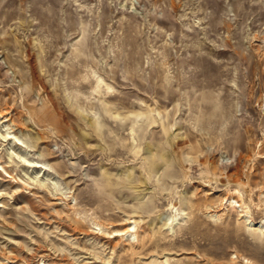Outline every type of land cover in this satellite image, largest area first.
I'll list each match as a JSON object with an SVG mask.
<instances>
[{
  "label": "rangeland",
  "instance_id": "obj_1",
  "mask_svg": "<svg viewBox=\"0 0 264 264\" xmlns=\"http://www.w3.org/2000/svg\"><path fill=\"white\" fill-rule=\"evenodd\" d=\"M0 115V264H264V0H0Z\"/></svg>",
  "mask_w": 264,
  "mask_h": 264
},
{
  "label": "bare ground",
  "instance_id": "obj_2",
  "mask_svg": "<svg viewBox=\"0 0 264 264\" xmlns=\"http://www.w3.org/2000/svg\"><path fill=\"white\" fill-rule=\"evenodd\" d=\"M1 116V115H0ZM3 137L5 138V137H7V136H5V135H3ZM8 140H10V139H12V137L11 136H9L8 138H7ZM149 148V147H148ZM147 148V149H148ZM161 154V153H160ZM160 154H159V156H160ZM163 156V155H162ZM161 156V157H162ZM158 157V156H157ZM2 163V161L0 160V164ZM154 163V162H153ZM22 165H24L25 166V164L23 163ZM27 165V164H26ZM30 166H33V165H30ZM155 165H153V167H154ZM2 167H3V165H2ZM34 167H36V165H34ZM5 170H6V167H3ZM1 170V169H0ZM245 216L246 217H248L246 214H245ZM248 219V218H247ZM249 221H250V219H249ZM131 231H133L132 229H131V227L130 226H127L125 229H124V231L123 232H121V234H127V233H129V232H131ZM115 235H119V234H115ZM136 235V234H135ZM47 264H50V263H47Z\"/></svg>",
  "mask_w": 264,
  "mask_h": 264
}]
</instances>
